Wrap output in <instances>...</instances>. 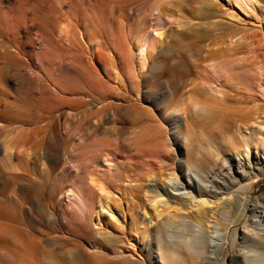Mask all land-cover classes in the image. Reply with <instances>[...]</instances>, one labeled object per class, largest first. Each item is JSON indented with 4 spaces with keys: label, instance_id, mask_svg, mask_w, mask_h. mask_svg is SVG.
<instances>
[{
    "label": "rangeland",
    "instance_id": "rangeland-1",
    "mask_svg": "<svg viewBox=\"0 0 264 264\" xmlns=\"http://www.w3.org/2000/svg\"><path fill=\"white\" fill-rule=\"evenodd\" d=\"M152 1L0 0V264H157L161 219L149 212L147 187L158 178L147 170L155 167L157 173L159 159L136 157L125 140L131 129L139 130L138 123L142 127L157 116L159 106L149 107L144 94L172 107L206 78L221 96L243 93V83L255 88L257 77L264 85V70L253 65H264V0H256L254 12L228 0H158L151 13L161 18L150 21H163L162 37L148 42L140 77L130 76L126 66L140 41L126 34ZM108 61L114 69L96 77V67ZM84 95L97 97L87 105ZM106 102L115 104L104 112L116 113L113 133L124 147L108 143L84 154L76 144L87 138L89 122L97 124V117L82 115L83 109ZM163 127L166 144L156 148L178 154L181 146L169 147L171 132ZM10 137L18 144L12 160L4 156ZM18 170L20 189L28 195L23 199L12 193L10 177ZM92 175L103 178L110 195L111 211H102L100 226L94 218L99 206L91 199L101 193ZM257 175L252 199L260 196L264 207V169ZM180 206V214L200 208L191 200ZM256 214L260 217L246 211L247 220L238 224L245 231H237L223 264H264L263 209ZM212 225L207 223L209 231ZM97 242L113 244L111 255L98 253ZM178 264H195V258ZM200 264L214 263L202 258Z\"/></svg>",
    "mask_w": 264,
    "mask_h": 264
},
{
    "label": "bare ground",
    "instance_id": "bare-ground-1",
    "mask_svg": "<svg viewBox=\"0 0 264 264\" xmlns=\"http://www.w3.org/2000/svg\"><path fill=\"white\" fill-rule=\"evenodd\" d=\"M228 2L235 3L241 8L247 6L249 12H254L256 6V0H228ZM158 6V0L150 2L146 8L144 7L140 19L134 20L138 22L140 20V23H131L132 27L127 31L126 39L133 37L136 41L137 39L140 41L136 46L138 50L136 58L131 57L130 63L126 66L127 71L124 70L130 76L140 77L139 74H142L144 68L141 56L145 53L148 42L151 43V41L159 40L162 37L163 21H150L152 16L161 18L160 14L151 13V10L158 8ZM149 26H151L152 31L148 30ZM230 34V39L235 36L232 32ZM253 65L264 70V65H261L259 61ZM114 67L115 63L112 61L97 66L98 70H95V76L100 78L107 74L109 68L114 69ZM212 84L210 79H204V82H200L192 91L194 93L172 107L163 105L157 97H147L144 94L143 98L149 103V107L159 106L157 116L152 115L149 120H144L145 124L142 123V127L138 123L140 125L139 130L131 129L129 136L125 139L129 140L128 146L131 147L136 157L156 156L159 159L160 165L157 173L152 172L155 167L147 170L150 172V177L158 178H156V183L147 187V190L152 193L147 199L150 205L149 212L152 217L161 219L155 241L157 264H178L191 256L195 258V264H200L202 258H208L214 264H223V258L228 248L235 243L237 231L241 228L242 231H245V224L242 223L241 227L238 224L244 218L246 219V211L249 209L252 218L260 217L256 214L259 208H262L264 212L261 202L263 200L260 196H255L252 199V180L257 178V174L264 169V100H262L264 98V85L257 77L255 88L243 83V93L223 94L221 96ZM92 87L94 90H98V93L102 92V85L94 83ZM84 96L89 98V101L86 102L87 105L91 104V99L95 100L97 97L94 95L90 99L87 95ZM103 100L102 102H104ZM114 106V103L106 102L96 109L92 105L83 109L82 115L86 112L88 115L97 117V124H93L92 121L89 122L88 129L90 132L87 138L76 144L77 148L82 149V152L84 151V154L86 150L87 152L95 151L108 143H113L116 146L115 149L121 150L124 147L119 137L113 133L116 130L113 125L116 121V113L108 114L109 110L107 113L104 112ZM163 125H166L171 132L170 138L167 137L169 147L172 145L174 147L181 146L178 154L167 155L156 148L166 144L165 139H163L165 132ZM54 129L59 134L56 124H54ZM13 140V137L3 140L4 143L6 142L4 144V156L8 160L13 159L15 149L18 147L16 140H14L16 143ZM116 140L119 142L114 143ZM253 154H256L255 157ZM159 163L157 162V165ZM19 171L21 170H18L19 174L16 172L13 177H9L13 178L11 183L14 182L16 185V188L13 187L12 190L13 197L23 199L27 198L28 195H25L20 189ZM90 182L101 193L98 199L94 197L91 199L93 205L98 204L99 206V209L94 213V218L96 224L100 226L102 211H111L110 195L104 187L105 182L102 177L92 175ZM243 183L246 185L245 188L243 187L244 191L241 192ZM235 187L237 188L235 189ZM219 195L220 199L223 197L222 201H219V198L215 200ZM182 200H191L200 205V208L196 209L192 215L180 214L182 212L180 206ZM215 203L216 206L207 207ZM213 208L215 209L213 210ZM207 223H213L210 231L206 227ZM97 243L98 253L111 255V250L114 248L113 244L102 246L100 242ZM209 248H212L210 255H208ZM34 250L36 253V249ZM238 251L240 250L238 249ZM15 252L12 253L15 254ZM30 253L31 256L34 255L32 251ZM238 253L236 254L239 255L240 253ZM38 256L36 255V257ZM220 256L222 257L220 258ZM18 258L21 259V257L14 259ZM30 258L32 259V257ZM14 259L12 258L13 261ZM23 263L22 260L19 262L16 260L15 264Z\"/></svg>",
    "mask_w": 264,
    "mask_h": 264
}]
</instances>
